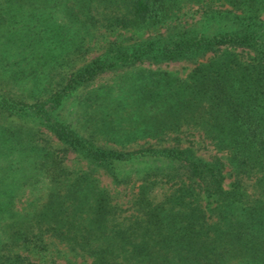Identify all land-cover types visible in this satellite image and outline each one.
Instances as JSON below:
<instances>
[{
    "label": "trees",
    "instance_id": "1",
    "mask_svg": "<svg viewBox=\"0 0 264 264\" xmlns=\"http://www.w3.org/2000/svg\"><path fill=\"white\" fill-rule=\"evenodd\" d=\"M263 12L0 0V264L56 243L90 264H264Z\"/></svg>",
    "mask_w": 264,
    "mask_h": 264
},
{
    "label": "rangeland",
    "instance_id": "2",
    "mask_svg": "<svg viewBox=\"0 0 264 264\" xmlns=\"http://www.w3.org/2000/svg\"><path fill=\"white\" fill-rule=\"evenodd\" d=\"M217 7V6H216ZM176 14H178L179 18L181 20H186L188 23H193L195 20L199 18V15H202L201 8L198 7L196 4H186L183 5L178 11H176ZM264 14V12H263ZM154 29V28H153ZM157 29L161 30L162 27H157ZM125 34H129L126 32ZM145 34V33H144ZM142 34V35H144ZM141 35V36H142ZM159 66L167 69H171L174 71H177L181 75H185L191 65L186 63L183 60L179 61H165L158 64ZM153 67H156L157 65H152ZM106 76L99 79V81H102L105 79ZM67 110H70L72 107V103L67 104ZM192 146L195 148L196 152L200 154L202 157L207 158L209 155L214 153L213 148L203 140H199L197 138L192 139ZM67 161L73 159V153L69 152L67 154ZM101 183L106 186L107 188L111 189V191L114 193L117 197V199H122L123 195L129 191V189H122L119 187H114L109 182V179L105 176H100ZM232 178L227 175L226 179L223 181V187L225 189L229 188V184ZM121 190V191H120ZM26 196H21L19 200L16 201V206L19 207L22 203H24ZM23 253H27L31 256L33 260L39 261L42 264H50L53 260L60 263V264H90L89 258H81L80 256H74L71 252L67 251L62 244L56 243L51 244L46 247L45 250L37 249L34 247L31 248H24Z\"/></svg>",
    "mask_w": 264,
    "mask_h": 264
}]
</instances>
